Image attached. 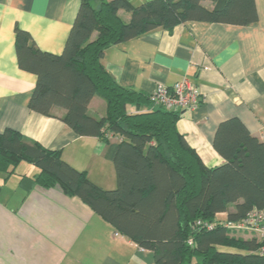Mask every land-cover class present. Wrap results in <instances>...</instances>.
<instances>
[{
	"label": "trees",
	"instance_id": "1",
	"mask_svg": "<svg viewBox=\"0 0 264 264\" xmlns=\"http://www.w3.org/2000/svg\"><path fill=\"white\" fill-rule=\"evenodd\" d=\"M120 9L130 13L128 22L118 16ZM256 20L254 0H148L138 6L127 0H81L61 55L39 50L16 28L18 66L37 78L29 109L53 116L51 109L60 107L65 110L60 120L77 135L101 139L116 187L96 186L85 171L63 161L60 151L29 144L11 129L0 133V174L6 181L21 162L35 166V186L78 198L118 234L151 251L155 264H264L255 235L243 240L233 233L248 231L224 225L264 208L263 141L238 119L223 121L212 146L224 162L207 167L177 130L179 111L155 107L149 95L121 87L101 64L110 46L156 28ZM95 95L105 103L99 119L87 112ZM112 137L117 141L111 143Z\"/></svg>",
	"mask_w": 264,
	"mask_h": 264
},
{
	"label": "crops",
	"instance_id": "2",
	"mask_svg": "<svg viewBox=\"0 0 264 264\" xmlns=\"http://www.w3.org/2000/svg\"><path fill=\"white\" fill-rule=\"evenodd\" d=\"M80 1L0 0V133L11 129L29 144L60 151L63 161L110 190L116 187V175L105 158V143L77 135L60 120L65 113L60 107L51 109L53 116L30 110L37 78L17 62L16 28L27 32L39 50L61 55ZM127 1L138 6L148 0ZM201 4L213 6L210 1ZM254 5L257 20L249 25L186 21L110 46L101 58L121 87L145 96L183 78L199 90L198 106L179 110L176 126L207 167L224 162L212 146L221 122L238 119L256 138L264 126V0H254ZM118 16L130 19L124 9ZM104 106L95 95L87 112L99 119ZM127 110L135 112L133 106ZM17 168L6 181L0 174V264H155L151 251L118 234L78 198L35 186L31 178L38 168L26 162ZM233 235L254 237L249 232Z\"/></svg>",
	"mask_w": 264,
	"mask_h": 264
},
{
	"label": "built area",
	"instance_id": "3",
	"mask_svg": "<svg viewBox=\"0 0 264 264\" xmlns=\"http://www.w3.org/2000/svg\"><path fill=\"white\" fill-rule=\"evenodd\" d=\"M199 96V90L183 78L172 86L158 85L149 95V101L153 106H162L166 110H193L199 104ZM259 139L264 141V126L259 133ZM224 225L226 228L254 233L260 242L259 253L264 256V208L251 210L237 224L225 223Z\"/></svg>",
	"mask_w": 264,
	"mask_h": 264
},
{
	"label": "rangeland",
	"instance_id": "4",
	"mask_svg": "<svg viewBox=\"0 0 264 264\" xmlns=\"http://www.w3.org/2000/svg\"><path fill=\"white\" fill-rule=\"evenodd\" d=\"M24 164H21L17 169H16V172L19 173L20 170H22V167H23ZM27 165V164H25Z\"/></svg>",
	"mask_w": 264,
	"mask_h": 264
}]
</instances>
